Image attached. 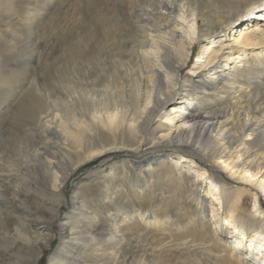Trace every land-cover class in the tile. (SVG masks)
<instances>
[{
	"label": "bare ground",
	"instance_id": "obj_1",
	"mask_svg": "<svg viewBox=\"0 0 264 264\" xmlns=\"http://www.w3.org/2000/svg\"><path fill=\"white\" fill-rule=\"evenodd\" d=\"M0 1L3 89L46 43L51 0ZM112 9L78 11L49 111L22 93L4 119L37 145H19L20 162L0 150V264H38L48 250L47 264H264V49L252 50L264 44V0ZM113 152L125 157L103 158ZM97 160L62 215L64 188Z\"/></svg>",
	"mask_w": 264,
	"mask_h": 264
},
{
	"label": "rangeland",
	"instance_id": "obj_2",
	"mask_svg": "<svg viewBox=\"0 0 264 264\" xmlns=\"http://www.w3.org/2000/svg\"><path fill=\"white\" fill-rule=\"evenodd\" d=\"M114 1L115 0H62V1L51 0V3H49L50 5L47 10V22L45 25L46 28H44L46 29V35L48 38L46 40V43L45 42L42 43L41 46L38 48V50L34 53V57L31 60L29 71H25V69H21V66L19 65L17 66L18 68H10V70H7L6 73L4 74V79H7V81L4 83L3 89H0V112H1L0 150L3 149L6 152V155L16 160V162H20L24 158L22 154L23 152H21L19 145L25 146V144L28 143L27 147L29 148H32L34 144L37 145L36 143H34L37 142V140L34 137L33 135L34 133H32V131H31V136L33 138H29V136H27L28 133H26L27 137H25V139L23 138L14 139L9 133V131L6 129L7 126L4 123V119L8 121L10 117L14 116L13 114L15 113V109L13 103L15 101L16 96L22 93H23V97L24 96L26 97L27 95L29 97L30 95V97L34 99L37 108L40 109V111H42V114L49 111V107L51 104V97H49V99L47 98V94H48L47 92L48 90H50V88H52L53 85L59 84L58 81L61 79V71H63L62 69H63L64 61L61 52L62 51L61 41L63 36L67 34L69 35L71 33L73 34V32H75L77 17L79 14L78 11L83 6L93 5V4L102 5L107 10L105 16L112 17L113 15L112 5ZM0 6H3L2 1H0ZM2 13H4L3 10ZM89 13H91V11ZM40 30L41 28H38L37 26L36 27L37 33H39ZM263 46L264 44L257 45L253 47L252 50L254 52H258L260 49H264ZM253 51H251L250 48L246 49L247 53ZM198 53H199V44L194 43L187 65L183 67L184 74L188 73L187 70L192 66L194 62L197 61ZM202 61L203 59H200L199 63H202ZM226 71H227V67H226ZM53 96H56V94H54ZM174 125L181 130H186L190 127L189 122H181V120L178 121L176 120L174 122ZM124 157L125 156L123 152H113L107 154L103 158L106 159V161H110L112 159L121 160ZM98 162L100 161L99 160L92 161L91 163L84 166V168L82 167V169L77 173L78 175L76 174L74 176V179L70 183H68V185H66V187L64 188V196L66 199V204H64L60 210L62 215L64 213H68L71 210V206H72L71 195L73 193V190L81 184L80 180H82L85 177L88 170L98 165ZM103 168H105V165L103 166ZM224 176L226 175L224 174ZM263 198L264 197L260 198L261 202H264ZM8 205L10 206V204ZM16 205L18 207V202L15 203V207ZM18 208L19 210L22 211L21 205H19ZM260 209L263 210L262 207ZM58 229H59L58 223L53 224V231L55 233H57ZM57 244H58V240L55 239L52 242L51 247L54 248L56 247ZM48 251H45L43 253L42 258L38 264H47V260L49 256Z\"/></svg>",
	"mask_w": 264,
	"mask_h": 264
}]
</instances>
